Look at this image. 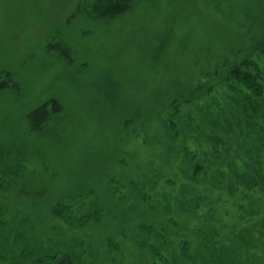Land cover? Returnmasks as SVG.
Instances as JSON below:
<instances>
[{
	"label": "rangeland",
	"instance_id": "rangeland-1",
	"mask_svg": "<svg viewBox=\"0 0 264 264\" xmlns=\"http://www.w3.org/2000/svg\"><path fill=\"white\" fill-rule=\"evenodd\" d=\"M0 264H264V0H0Z\"/></svg>",
	"mask_w": 264,
	"mask_h": 264
},
{
	"label": "trees",
	"instance_id": "trees-1",
	"mask_svg": "<svg viewBox=\"0 0 264 264\" xmlns=\"http://www.w3.org/2000/svg\"><path fill=\"white\" fill-rule=\"evenodd\" d=\"M245 66H249V64H247L246 62L242 63ZM232 72L236 75H241V70L239 66H234L232 69ZM241 73V74H240ZM242 75H245V77L243 78L245 80V85L251 89L253 92H255V90L257 89V87H255V82H254V78L251 76H248L249 74L244 73Z\"/></svg>",
	"mask_w": 264,
	"mask_h": 264
}]
</instances>
